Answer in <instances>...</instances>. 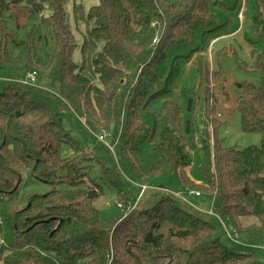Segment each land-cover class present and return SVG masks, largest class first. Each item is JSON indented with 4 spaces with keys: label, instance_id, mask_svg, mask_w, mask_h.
Wrapping results in <instances>:
<instances>
[{
    "label": "trees",
    "instance_id": "1",
    "mask_svg": "<svg viewBox=\"0 0 264 264\" xmlns=\"http://www.w3.org/2000/svg\"><path fill=\"white\" fill-rule=\"evenodd\" d=\"M226 1L100 0L87 13L74 7L89 28L80 48L68 0H0L1 66L38 74L34 84L0 79V264H264L256 251L224 241L213 221L241 241L264 245V0H254L256 41L247 40L262 85L242 83L237 102L243 131L259 134L261 145L226 146L215 117L217 95L207 87L213 152L207 148L208 163L194 180L187 170L199 93L181 91L185 109L171 100L182 64L201 49L194 47L197 34L207 40L223 28L215 27L214 10L225 12ZM46 11L18 42L11 20L24 32ZM208 78L216 87L223 74L213 70ZM41 79L50 85L40 86ZM159 99L165 102L157 111L152 105ZM65 109L88 134L112 133L119 160L112 154L109 165L87 153L63 127ZM66 149L72 155L64 156ZM22 170L50 187L28 195L24 205ZM167 174L185 191L211 196V214L191 207L181 193L153 186ZM103 189L119 197L120 212L109 221L95 206ZM145 200L150 205L140 209ZM251 218L260 224L246 225Z\"/></svg>",
    "mask_w": 264,
    "mask_h": 264
},
{
    "label": "rangeland",
    "instance_id": "2",
    "mask_svg": "<svg viewBox=\"0 0 264 264\" xmlns=\"http://www.w3.org/2000/svg\"><path fill=\"white\" fill-rule=\"evenodd\" d=\"M100 0H68L67 13L69 17V27L78 39L79 47L83 45L87 33L88 26L82 21L74 7L81 9L80 13H87L92 7L97 6ZM227 10L225 12L215 9L216 16L215 27L223 28L217 29L215 34L203 37V32H199L195 37L194 47L198 49L192 56L199 59L190 60L188 63L182 64L181 74L175 81L172 87L173 96L172 101L180 103L186 108V101L182 98L181 91L183 89L192 90L197 89L199 93V100L194 111L196 135L195 139L190 145L189 152L191 154V166L187 170L189 176L198 180L201 179L202 169L208 163L207 148L213 152V137L212 124L208 118L205 110V89L208 87L217 95L215 117L221 123L219 128L220 137L225 139L226 146L236 147L240 150L260 146L262 138L259 134H249L243 131L240 114L238 111V98L241 95V88L244 82H249L257 87H261L262 80L260 73L256 70L254 59L252 57L253 46L247 40L256 41V27L253 23V16L256 12L254 0H227L225 2ZM242 17L240 18V16ZM49 16L48 11L44 12L42 16L31 20L24 32H18L14 22L11 20V29L16 35L18 42L27 40V35L31 32L35 24H41L42 20ZM216 40H213L215 39ZM38 53H44V44L38 45ZM12 55H17L18 50L13 48ZM26 53V52H24ZM75 60L80 63L82 56L80 49L75 53ZM203 70V72H202ZM213 70L222 72L223 79L221 84L213 87L209 81V74ZM33 72V71H31ZM29 72V73H31ZM28 75V74H27ZM25 70L20 67H5L0 64V79L2 80H18L27 79ZM40 86L47 87L50 82L41 79ZM165 100L159 99L153 103L152 108L159 111L164 105ZM63 127L68 130L72 138L80 144L85 150L90 151L94 157L103 159L109 165H113V156L119 160L118 152L112 153L108 147L103 143L98 142L99 136H92L88 134L82 122L68 110H63ZM105 143L110 145L113 142V134L107 132ZM101 134V135H102ZM148 151V148H145ZM70 150H64L63 155H72ZM89 153V154H91ZM91 177L96 174L90 170ZM86 178V185H93L91 179ZM153 186L159 189L172 191L188 201L187 203L193 208H199L205 214H211L212 211V197L201 193L200 197L189 195L185 191L182 183L177 176L167 174L153 181ZM50 187L46 184L36 180L32 177L29 170H22V182L19 188V199L21 205L26 203V197L33 193L46 194ZM151 201V200H150ZM119 202L118 194L111 189H103L102 196L95 202L96 208L100 211V216L103 221L111 220L116 214L120 212L117 207ZM150 202L145 200L140 204V209L147 208ZM213 221L217 225L219 235L224 241L229 239L228 232L223 224L216 218ZM246 225L260 224L258 219H248L245 221ZM230 232H232L230 230ZM241 239V238H239ZM235 248L243 251H256L260 260L264 262V245L260 240L245 241L232 240ZM228 242V241H227Z\"/></svg>",
    "mask_w": 264,
    "mask_h": 264
},
{
    "label": "built area",
    "instance_id": "3",
    "mask_svg": "<svg viewBox=\"0 0 264 264\" xmlns=\"http://www.w3.org/2000/svg\"><path fill=\"white\" fill-rule=\"evenodd\" d=\"M242 17V15L240 16V18ZM159 43V38H156L154 41H153V44L154 45H157ZM37 78H38V74H37V72H31V73H28V75H27V79H26V81L28 82V83H37ZM106 134H102V135H99V137H98V142L99 143H104L109 149H110V151L111 152H114L115 151V147H116V145H117V143H115V144H110V145H108V144H106L105 143V139H106ZM145 190H146V188L144 187L143 188V191H142V194H141V197H142V195H143V193L145 192ZM188 193H189V195H191V196H197V197H200L201 196V194L199 193V192H195V191H188ZM180 196L182 197V195L180 194ZM140 197V198H141ZM140 198H139V200H140ZM137 204H138V202L136 203V205L134 206V207H136L137 206ZM119 207H122V205H120ZM228 236H229V238L231 239V240H239V234L236 232V231H232V232H228Z\"/></svg>",
    "mask_w": 264,
    "mask_h": 264
},
{
    "label": "crops",
    "instance_id": "4",
    "mask_svg": "<svg viewBox=\"0 0 264 264\" xmlns=\"http://www.w3.org/2000/svg\"><path fill=\"white\" fill-rule=\"evenodd\" d=\"M213 40H216V38L213 39ZM197 58H198V57H197ZM197 58L195 57V59H194V57H193L191 60H192V61H193V60H194V61H195V60H196V61H197V60L199 61V59H197ZM202 72H203V70H202Z\"/></svg>",
    "mask_w": 264,
    "mask_h": 264
},
{
    "label": "water",
    "instance_id": "5",
    "mask_svg": "<svg viewBox=\"0 0 264 264\" xmlns=\"http://www.w3.org/2000/svg\"><path fill=\"white\" fill-rule=\"evenodd\" d=\"M239 87L241 88V87H242V85H239Z\"/></svg>",
    "mask_w": 264,
    "mask_h": 264
}]
</instances>
